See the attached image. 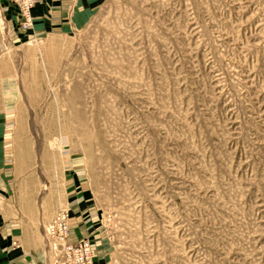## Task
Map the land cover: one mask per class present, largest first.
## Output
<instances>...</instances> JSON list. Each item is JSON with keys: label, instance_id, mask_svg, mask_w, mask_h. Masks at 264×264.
I'll return each instance as SVG.
<instances>
[{"label": "rangeland", "instance_id": "1", "mask_svg": "<svg viewBox=\"0 0 264 264\" xmlns=\"http://www.w3.org/2000/svg\"><path fill=\"white\" fill-rule=\"evenodd\" d=\"M1 121L45 240L64 213L97 264H264V0L69 7L0 56Z\"/></svg>", "mask_w": 264, "mask_h": 264}, {"label": "crops", "instance_id": "2", "mask_svg": "<svg viewBox=\"0 0 264 264\" xmlns=\"http://www.w3.org/2000/svg\"><path fill=\"white\" fill-rule=\"evenodd\" d=\"M83 1L87 0H38L33 11L34 26L25 30L20 26L17 0H0V56L10 46L62 29L69 7L78 8ZM6 127V123L1 121L3 132ZM6 142V136L0 135V194L4 206L3 214H0V264H51L41 228L30 226L28 219L21 214V204L13 185V163ZM69 225L70 240L78 241L70 220Z\"/></svg>", "mask_w": 264, "mask_h": 264}, {"label": "built area", "instance_id": "3", "mask_svg": "<svg viewBox=\"0 0 264 264\" xmlns=\"http://www.w3.org/2000/svg\"><path fill=\"white\" fill-rule=\"evenodd\" d=\"M38 0H18L24 19H30ZM48 255L51 264H97L96 253L88 239L70 240L69 218L58 215L49 225L46 235Z\"/></svg>", "mask_w": 264, "mask_h": 264}]
</instances>
